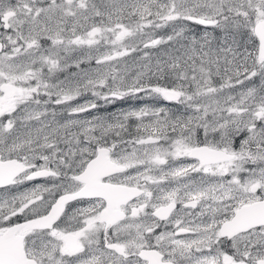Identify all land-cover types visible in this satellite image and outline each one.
Instances as JSON below:
<instances>
[{"label":"snow or ice","instance_id":"snow-or-ice-1","mask_svg":"<svg viewBox=\"0 0 264 264\" xmlns=\"http://www.w3.org/2000/svg\"><path fill=\"white\" fill-rule=\"evenodd\" d=\"M0 264H264V0H0Z\"/></svg>","mask_w":264,"mask_h":264},{"label":"rangeland","instance_id":"rangeland-1","mask_svg":"<svg viewBox=\"0 0 264 264\" xmlns=\"http://www.w3.org/2000/svg\"><path fill=\"white\" fill-rule=\"evenodd\" d=\"M126 106V105H125Z\"/></svg>","mask_w":264,"mask_h":264}]
</instances>
